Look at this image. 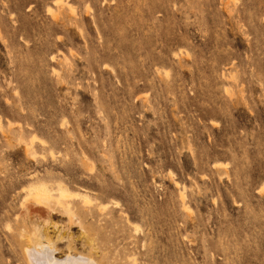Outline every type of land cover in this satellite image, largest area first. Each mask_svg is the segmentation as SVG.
<instances>
[{"label": "rangeland", "instance_id": "374dc122", "mask_svg": "<svg viewBox=\"0 0 264 264\" xmlns=\"http://www.w3.org/2000/svg\"><path fill=\"white\" fill-rule=\"evenodd\" d=\"M47 240L264 264V0H0V264Z\"/></svg>", "mask_w": 264, "mask_h": 264}, {"label": "bare ground", "instance_id": "6f19581e", "mask_svg": "<svg viewBox=\"0 0 264 264\" xmlns=\"http://www.w3.org/2000/svg\"><path fill=\"white\" fill-rule=\"evenodd\" d=\"M74 9V8H73ZM72 9V10H73ZM33 136V135H32ZM32 140V139H31ZM33 141V140H32ZM41 141V140H40ZM27 145V144H26ZM61 185V184H60ZM29 189V188H28ZM24 190V189H23ZM29 191V190H28ZM34 191L37 198H49L48 197V192L46 190L45 187L41 186V187H34ZM31 192V191H30ZM67 193L66 190L62 189L61 192H59L60 196H64ZM73 194V193H71ZM66 195H69L68 193ZM26 197V196H25ZM69 197V196H68ZM67 197V198H68ZM27 198V197H26ZM54 198V197H53ZM65 198V197H63ZM86 198V196H85ZM183 199V197H181ZM24 199V198H23ZM34 199V198H33ZM85 200V199H84ZM42 201V200H41ZM40 201V204H41ZM91 201V200H90ZM87 202V199L85 201V203ZM25 203V202H24ZM52 203V202H51ZM26 205V203H25ZM32 205V204H31ZM28 204L27 201V206H30L31 209H35L37 208V206H35L34 208ZM39 207V206H38ZM44 207V206H43ZM63 207V206H62ZM104 207V206H103ZM29 208V207H28ZM64 208V207H63ZM48 209V208H47ZM69 209V208H68ZM40 210V209H39ZM27 211V210H26ZM30 211V210H29ZM37 211V209H36ZM42 213V210H40ZM39 211V212H40ZM38 212V211H37ZM38 212V213H39ZM44 212V210H43ZM48 212V210H47ZM31 213V212H30ZM29 213V214H30ZM50 213V211H49ZM56 213V212H54ZM40 214V213H39ZM44 215V214H43ZM76 217V216H75ZM74 222V221H73ZM9 227V226H8ZM29 233V232H28ZM36 233L38 234L37 230ZM39 236H41V233L38 234ZM43 238V237H42ZM45 241V240H44ZM53 242V241H52ZM56 244V243H55ZM91 245V244H89ZM56 248V247H55ZM55 248L52 245V243L50 241H46V242H38L36 244H31L28 245L25 249V255L27 257L28 263L29 264H101L98 260H96L93 256L89 255V254H83L81 252H72L71 250H67L66 253L63 254V256H56L55 255ZM58 249V248H57ZM57 251V250H56ZM64 251V250H62ZM58 253V252H56Z\"/></svg>", "mask_w": 264, "mask_h": 264}]
</instances>
